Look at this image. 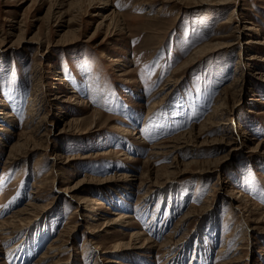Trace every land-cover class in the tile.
Returning a JSON list of instances; mask_svg holds the SVG:
<instances>
[{
	"label": "rangeland",
	"instance_id": "obj_1",
	"mask_svg": "<svg viewBox=\"0 0 264 264\" xmlns=\"http://www.w3.org/2000/svg\"><path fill=\"white\" fill-rule=\"evenodd\" d=\"M259 42L264 0H0V264H264Z\"/></svg>",
	"mask_w": 264,
	"mask_h": 264
},
{
	"label": "bare ground",
	"instance_id": "obj_2",
	"mask_svg": "<svg viewBox=\"0 0 264 264\" xmlns=\"http://www.w3.org/2000/svg\"><path fill=\"white\" fill-rule=\"evenodd\" d=\"M223 2H228L229 0H222ZM102 4H106V2H102ZM105 17H107V16H105ZM236 30L237 31H239V27H236ZM241 30V29H240ZM242 31H246V30H242ZM248 31H249V29H248ZM256 45H258V46H264V42L263 43H255ZM248 45V44H247ZM199 51H198V53L196 54V55H194V59L195 58H198L197 56H199ZM115 61H117V60H115ZM264 62V61H263ZM116 63V62H115ZM73 93V92H72ZM223 100V99H222ZM221 100V101H222ZM35 102V96L34 95H31V97L28 99V102L29 103H31V102ZM223 104L224 103H221L220 105H218L217 107H216V110H215V113H217V110L219 109V108H223ZM2 116V118L0 119V120H2V122L4 121H8L9 120V118H11V115H7L5 112L1 115ZM35 116H36V114H35V112H32L30 115H29V117H31V122H33V124L35 125L36 123H35ZM243 118V114H241L240 115V120ZM9 122V121H8ZM37 124H39V123H37ZM237 124V123H236ZM227 125V122H221L220 124H219V128H220V130L223 132V130L225 129V126ZM241 123L239 122L238 124H237V126H236V129L237 128H239V129H241ZM38 126V125H37ZM235 129V130H236ZM157 148V147H156ZM172 148L173 149H175L176 148V146H172ZM154 154H157V153H154ZM82 204H84V212L86 213V214H84V216L86 217V218H88V219H90V220H94L95 221V219H93V216H91L93 213L92 212H94L93 210H92V208L96 205V206H98L99 205V202L95 199V200H90V199H85V203H82ZM92 206V207H91ZM95 208V207H94ZM16 218H17V216H15ZM128 220H129V218L127 217V216H124V215H119L116 219H114V220H112V221H110V222H107L105 225H104V227H116V226H120V227H122V228H127L128 227ZM18 221H22L21 219H19L18 218V220H17V222ZM19 223V222H18ZM13 224V223H12ZM114 229V228H113ZM140 236H142V234L141 233H139V232H133V233H131V235H130V237H131V241H135V243H139L140 242V240L142 239ZM133 244V243H132ZM139 246V245H138ZM128 247H130V246H128ZM127 247V248H128ZM138 248H142V247H138ZM61 249H63V251L65 250L64 249V247L62 246V247H58L57 249L55 248L54 250H56V251H60ZM117 249H119V245H117L116 247H115V250L114 251H118Z\"/></svg>",
	"mask_w": 264,
	"mask_h": 264
}]
</instances>
